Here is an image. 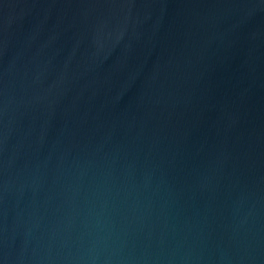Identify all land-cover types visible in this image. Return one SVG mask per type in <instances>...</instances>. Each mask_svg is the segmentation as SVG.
<instances>
[{
    "label": "water",
    "instance_id": "water-1",
    "mask_svg": "<svg viewBox=\"0 0 264 264\" xmlns=\"http://www.w3.org/2000/svg\"><path fill=\"white\" fill-rule=\"evenodd\" d=\"M0 264H264V0H0Z\"/></svg>",
    "mask_w": 264,
    "mask_h": 264
}]
</instances>
